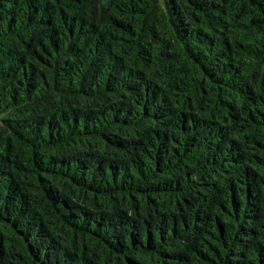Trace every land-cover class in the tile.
<instances>
[{
	"label": "trees",
	"instance_id": "obj_1",
	"mask_svg": "<svg viewBox=\"0 0 264 264\" xmlns=\"http://www.w3.org/2000/svg\"><path fill=\"white\" fill-rule=\"evenodd\" d=\"M0 264H264V0H0Z\"/></svg>",
	"mask_w": 264,
	"mask_h": 264
}]
</instances>
